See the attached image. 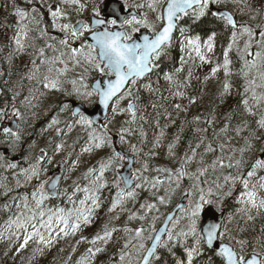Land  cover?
<instances>
[{
	"label": "snow or ice",
	"instance_id": "1",
	"mask_svg": "<svg viewBox=\"0 0 264 264\" xmlns=\"http://www.w3.org/2000/svg\"><path fill=\"white\" fill-rule=\"evenodd\" d=\"M37 3L40 7L35 6ZM61 4L74 8L77 15L88 8L82 0H60V4L47 3V0H26L25 6H15L13 15L16 23L9 41L12 52L8 60L11 62L13 56L27 53L31 67L26 79L42 85L46 92H60L73 97L72 116L77 118L75 123L91 129L88 133L89 144L83 151L91 152L94 148L105 147L111 151L106 158L98 161V167H89L81 178L73 181L70 192L60 187L67 176L41 179V173L48 172L43 162L48 160L51 163L45 149H40V155L34 157V162L28 168L21 169L27 179L36 178L39 184L30 194L34 206L29 203V194H24L21 203L17 204L19 213L8 221L6 230L13 226L23 230L20 248L26 247L33 239L38 244L51 246L61 236H74L82 226L92 223L96 210L101 206V190L111 187L116 192L109 212L117 207L126 210L122 206L128 200H136L139 195L137 189L148 191L151 197L139 205L142 211L130 213L129 220H139L141 223L135 228H123L127 235L123 238L125 242L119 249L116 264H161L162 261L168 264L165 257L170 258L171 264H216L217 258L219 264H264V229L261 230L262 236L254 243L236 239L223 217V205L229 198H235L241 206L237 211L248 220L255 219L251 214L253 210L256 215L264 212V175H260L264 172V146L250 164L245 160V155L253 149L252 140L261 139L251 130L252 124L264 130V24L253 27L249 22L236 18L237 10L241 15L249 12L259 15L260 10L254 9L250 0H139L133 4L122 0L105 14L102 11L104 0H101L99 4L93 3L88 19L73 22L67 7H61ZM41 8H46L51 17L50 24L45 23ZM209 16L225 29H230V37L223 48L222 63L217 60L204 79L207 81L216 77L222 70L224 79L218 93L221 102L234 90L239 97L238 104L225 113L222 126L213 131L214 139L223 138L222 142L214 144L206 135H198L195 146L189 141L183 156L177 158L175 148L180 143V135L177 134L168 144V156L176 159L177 167L158 166L151 169L155 176H147L145 173L150 168L146 159L129 175H121L125 161L130 169L132 165L140 163L136 157L141 149L134 144L130 146L131 156L116 147L117 143H128L126 137L133 129L120 127L114 140L109 134L111 121L101 124V131L97 132L93 127L98 122L97 118L89 114L88 109L93 106L102 110L111 108L113 118L126 113L130 118L124 123L134 124L139 111L138 83L160 68L161 60L169 55L174 45L177 31L183 37L180 40V67L174 72H165L163 78L170 85H175L177 90L172 93L174 97H183L184 92L179 89L190 82L192 71L189 69L186 82L176 80V75L183 71L189 59H198L202 64L212 63L208 54L214 51L217 32L210 31L206 39H202L199 34H190V28L182 22L196 24ZM255 19V15L249 17V20ZM49 28L59 31L62 36L50 35ZM38 40L45 41L43 46L37 45ZM232 51L237 53L240 61V67L235 71L230 58ZM70 73L73 74L71 78ZM90 76L93 77L91 83L88 82ZM234 76L242 81L239 88H234L231 79ZM66 84L71 85L70 91ZM144 87L150 92L154 91L151 84ZM125 100L126 107H120V102ZM195 102L196 97L189 98V104ZM68 107L67 103H63L59 111L64 112ZM174 107L181 109L180 104ZM187 110V107L183 108V111ZM215 112L213 108L212 118L205 119L207 125L215 123ZM0 114H4L3 109H0ZM13 114L21 116L18 109H14ZM237 117L239 122L233 126L232 121ZM139 118L145 119L142 115ZM200 120V116L193 117L195 122ZM57 124L59 120L53 116L48 127ZM246 130H249V135L242 137L244 145L233 147L231 140L234 137L229 132L241 137ZM3 132L11 136L13 142L20 140L19 125H16V130L6 127ZM56 132L60 133L61 129L57 128ZM182 132L183 127L180 129ZM195 132L207 133L208 128H196ZM164 134L161 129L153 149L160 145ZM140 135L142 138L145 136L142 128ZM63 146V143L57 144L56 151L59 152ZM210 154L212 158L208 159ZM144 155L154 157L158 153L150 150ZM192 165L195 168L190 171ZM7 166L17 167L15 163ZM226 169L229 170L227 174ZM110 170L114 173L111 183L105 177ZM185 180L189 182L188 186L182 187ZM133 184L135 187H132ZM161 191L163 194H159ZM178 191L181 192L180 202L175 203L170 211L161 212L162 206L168 208L173 204V197ZM55 197H65L64 206H46V201ZM231 218L232 214L229 213L228 220ZM119 230L105 225L103 233H97L90 243L95 245L102 242L106 246ZM12 235L19 238L20 232H12ZM86 239L81 237V241ZM36 250L42 252L40 248ZM104 250V247L88 248L77 264H89V257ZM205 256L207 259H202Z\"/></svg>",
	"mask_w": 264,
	"mask_h": 264
},
{
	"label": "rangeland",
	"instance_id": "2",
	"mask_svg": "<svg viewBox=\"0 0 264 264\" xmlns=\"http://www.w3.org/2000/svg\"><path fill=\"white\" fill-rule=\"evenodd\" d=\"M53 0H49V3H52ZM101 2V0H100ZM139 0H128L129 4L137 3ZM60 4V3H57ZM99 4V3H98ZM61 7H67L69 14L71 16L72 21L74 22L78 18L80 19H87L89 15L91 14V8L88 7L85 9V11L77 15L74 8L71 6H65L63 4L60 5ZM51 18V17H50ZM66 22V21H65ZM252 26L255 27L258 24H264V18H256L251 22ZM59 32V31H58ZM61 34V33H60ZM60 37L62 36L59 35ZM183 38L180 35L176 36V39L174 40L173 49L177 51V60L180 64V40ZM243 46V42L241 41L240 47ZM51 54V53H49ZM212 60V63L209 64L211 67L215 65V54L214 52L208 54ZM185 58H187V55L185 53ZM199 61L196 59L195 61L189 59L188 63L184 65V70H186L190 64L193 62ZM79 71V70H77ZM210 73V72H209ZM73 74H69V78L72 77ZM95 74H93L94 76ZM209 75V74H208ZM164 76V75H163ZM162 76V78H163ZM92 79V76L89 77L88 82L90 83ZM176 80L182 82V75L177 74L175 77ZM224 79L223 71L221 70L216 77H211L205 82L203 93L201 94V98L205 97L207 94L208 97H211L214 93H219L221 83ZM19 80V79H18ZM15 83V82H14ZM163 83L165 85H168L169 87H172L173 89H176L175 85H170L168 81L164 80ZM16 84V83H15ZM148 84H150L148 82ZM143 85L138 84L139 86ZM147 85V84H145ZM65 87L70 91L71 85L66 84ZM28 89H31V93L34 94L33 98L28 99L29 102L27 106H30L27 111H23L19 108H17L13 103H10L6 106V104H1L0 109L4 110V114H0V198L4 199L3 205L0 207V212L7 213L2 217V220L0 222V256L4 255L6 252L10 251L12 258L20 257V256H30L33 253H42L47 252L48 250H51L52 248L58 247V252L54 255V257L51 258L50 264H77V261L81 258L82 255L85 254L86 250L88 248H94V247H105V245L102 242H97V244L93 245L90 243L92 237H94L97 233L102 234L105 225H107L109 228L116 227L117 229L123 230L125 226L129 228H135L140 225L139 220H129V215L131 212L136 211H142L139 210V205L145 201V199H151L150 193L148 191L137 189V192L139 195L137 196L136 200H128L122 207H117L114 211L109 212L110 205L107 207V213H103L97 218V221L95 223V231L92 235H89L88 233H85L84 229L85 226H82L81 229L73 236H67L63 237L61 236L59 239L55 240L51 246H45L43 244H38L35 239L30 240L28 245L24 247L23 249L20 248V244L23 243V230H17L14 226L10 230L7 229L8 221L11 219H14L16 215L19 213L20 209L17 208V204L21 203V198L24 194H29V203L34 206V201L31 200V192L35 190L36 186L39 184V180L36 178H33L31 180L27 179L26 176L21 172L22 168H28L29 164L34 162V157L39 155L40 149H45L48 153V156L51 158V163L48 162V160H45L43 162V166L49 168L53 164H55L58 159H60L63 156L70 157L71 160H69L68 164L66 165V168L63 172L64 176H67L66 180H63L61 183V189L67 188L70 190L73 181H77L79 178L82 177V175L87 172L89 167L96 166L98 167V161L106 158L108 153L110 154V148H102V149H93L91 152H85L83 149L88 146L89 140H88V133L91 131V129H87L81 125H78L75 123V119L71 117V112L68 107L64 112H60L59 108L63 103H66V99H73V97H68L60 92H46V90L42 87V85H28ZM46 93V94H42ZM125 101L120 102V107H126ZM14 109H18L21 113L20 117H17L19 120V132H20V140L13 142V138L11 136H6L3 132V129L6 128L5 123L14 116ZM182 110V109H181ZM126 114V113H125ZM125 114H117L114 118L113 115L110 117L108 121H111L109 123V129H110V135L113 134L117 135L119 128L123 127V124L119 122V117ZM53 116H56L59 120V124L53 125L51 128L48 127L50 124ZM173 118V117H171ZM175 120V117H174ZM215 124V123H214ZM212 125L211 127L217 125ZM35 126V130L41 131L45 130L44 136L42 137H36L32 135L31 129ZM71 126V127H69ZM65 128V132L61 133L60 135L57 134L56 129H62ZM97 132H100L101 129H96ZM217 130V129H216ZM260 130V129H259ZM158 134V133H156ZM24 135L27 136V141H31L32 145V154L30 157L24 158V163L19 162H13L12 159L14 156H19L21 152H23L24 148L26 146V142L23 141ZM249 135V134H248ZM247 134L242 135L248 136ZM257 136H263V132H259L256 134ZM234 138H236L234 136ZM233 138V139H234ZM128 140L127 144H124V146H127L128 149H131L130 146L133 145L131 140L128 136L126 137ZM261 139L264 140V136L261 137ZM222 140V139H221ZM221 140H215V144L222 142ZM259 140H252L253 149L251 152L247 153L245 155V160L249 161V164L254 161L255 156L259 154V149L264 146H258ZM240 144L237 146L235 144L233 147L239 148L244 145V140L241 138L239 141ZM59 143H63V148L57 152L56 151V145ZM207 143V141H205ZM6 150V152H4ZM199 151H202L200 149ZM107 153V154H106ZM131 153V152H130ZM218 154V153H217ZM230 154V153H229ZM237 158H239V153H236ZM167 158V157H166ZM165 158V159H166ZM211 154L209 155L208 159H211ZM138 160L140 163L135 164V168H139L140 164L143 163V159L138 156ZM9 163H15L17 165L16 168H9L7 165ZM75 163V167H73ZM150 171L146 172L145 175L147 176H155L156 173L151 171V169H154L158 166H161L162 163L158 161H154L151 159V157L148 160ZM173 164V161H172ZM177 167V165L173 166V168ZM195 165H192L189 170H194ZM229 170H225V172H228ZM48 172L41 173V179L46 178L48 176ZM112 174L113 171H108ZM260 175H264V172L260 173ZM106 179L111 183L113 176L106 172L105 174ZM91 179V177H89ZM188 182H184L182 187H187ZM116 190L113 188L112 192V198L115 196ZM159 194H163V191H161ZM181 192H177L176 195L173 197V204L170 205L168 208L161 207V212L168 211L172 206L175 205V203L179 200ZM264 195V193H262ZM231 200H235V198H229ZM112 201V200H111ZM234 202V201H233ZM238 204V203H237ZM46 206L51 207L49 204V201H46ZM237 209L241 207L239 204L237 205ZM237 209L232 213L231 220H228V217L226 219L227 226L231 228L233 236H235L236 239H246V232L244 231L246 228V224L249 222L247 217L238 212ZM253 216H256L255 210L251 213ZM261 214H264L262 212ZM229 216V215H228ZM159 224V223H158ZM20 232L19 238L17 236L12 235V232ZM47 236V233H45ZM86 237V240L81 241V237ZM77 241H80L77 243ZM234 243V241H233ZM40 248L42 249V252L37 251L36 249ZM73 248H75V251H73ZM103 251L100 253H96L95 256L89 257V264H96L102 255ZM51 256V254H50Z\"/></svg>",
	"mask_w": 264,
	"mask_h": 264
},
{
	"label": "trees",
	"instance_id": "3",
	"mask_svg": "<svg viewBox=\"0 0 264 264\" xmlns=\"http://www.w3.org/2000/svg\"><path fill=\"white\" fill-rule=\"evenodd\" d=\"M52 2L60 3V0H53ZM82 2L86 3L88 7L91 8L93 3L98 4L99 0H82ZM47 3H49V0H47ZM250 3L254 9L260 10V14L256 15V12H249L247 15H241L237 10L236 18L238 21H247L251 24L253 20H249V17L252 15H255L256 18L259 19L264 18V0H250ZM25 4L26 0H0V105L4 103L7 106L10 103H13L17 108L23 110L24 112L30 107L27 106L29 102L28 99H31L34 96V94L29 91L28 85L39 84L26 78L24 80L15 82L16 84L13 83L15 77L17 75H22L23 77L28 72V69L31 67V65L28 63L29 56L27 53L13 56L11 62L8 60V55L10 52H12V47H9V41L13 35V29L16 23V17L13 15L14 9L17 5L25 6ZM35 6L40 7V4L37 3ZM229 7L235 10L232 5ZM41 11L44 12L45 23L50 24L51 20L46 8H41ZM182 23L190 28V34H199L201 35L202 39H206L207 35L210 34V31H216L217 37L213 51L216 59L215 63L217 60L222 63L223 48L227 46L229 41L230 29H225L222 24L213 20V18L210 16L196 24H192L191 21H184ZM49 33L50 35L56 37H60L59 35H61L60 32L51 28H49ZM177 35H180L179 31ZM44 43V40L37 41L38 46H43ZM177 54V51L171 48L169 55L161 60L160 68L155 70L152 77H149V83L151 84L154 91L150 92L144 86L139 87V100L137 101L139 105V111L137 113V120L132 125L124 123L126 127H131L133 129L132 133L129 134L132 138L131 142L138 149H141L139 155L143 160H149L150 156H145L144 154L149 153L150 150H153L158 153V155L154 156L153 159L158 162L166 163L165 158L169 157L168 144L171 140L173 142V138L177 134L180 135V143L175 148L177 158L183 156L185 150L188 148L189 141L193 142V147L195 146V141L197 140L198 135H206L208 139L213 140L215 144L216 139L213 137V131L216 129L218 130L222 126L225 113L232 110L239 101V97L236 96L235 90L233 91V94L229 97H226L223 102H221L217 92L211 97H208L209 94H207L205 97H203V99L201 98L203 87L206 82L204 77L209 74L212 67L208 63L202 64L200 61L193 62L186 70L183 68V71L179 73L182 75V82H186L189 69L192 71V76L190 82H186L188 90L183 96L184 99H181V97H174L172 93L176 90H174L172 87H169L168 85H165L161 78L153 77L160 72H174L177 67H180V64L177 60ZM230 58L233 61V71H235L240 67V61L238 59L237 53L232 51L230 53ZM231 79L234 81V88H239L242 81L235 76ZM179 90L182 92L184 91L183 87ZM26 97L27 100H25ZM190 97H196V102L189 104ZM153 104L156 105L155 108L152 107ZM175 104H180L182 106V110L176 109L174 107ZM185 107L188 109L186 112L183 111V108ZM213 108L216 109L215 124L217 123V125L214 124L215 126L211 127L204 121L206 118H212ZM141 115L144 116L145 119L141 120L139 118ZM172 116L175 117L174 123L173 121L169 122ZM195 116L201 117L200 122L193 121V117ZM129 118L130 117L127 115L124 122ZM238 122L239 117H237V119H233L232 125L235 126ZM181 127H183L182 133H180ZM141 128L145 133L143 138L140 135ZM196 128H208V132L197 134L195 132ZM255 128L257 127L255 123H253L251 130L254 131ZM161 129L164 130L165 134L161 138L160 145L153 149V144ZM259 132H263L264 136V130L260 129L256 132V134ZM244 134L248 135L249 130L244 131L241 134V137L232 139V146L235 144L238 146L240 144L239 141ZM229 135L234 137V133L231 131L229 132ZM26 137L27 136L24 135L23 140H25ZM263 144L264 140L260 139L257 145L261 146ZM168 159L170 162H176V159L170 157ZM105 199H109V197H105ZM54 202L58 204V206H64L66 203V198L59 197L58 199L54 200ZM3 203L4 199L0 198V207L3 205ZM233 203L234 202L231 199H227L224 202L223 208H225L228 213H231L233 210H235V204ZM0 215L1 222L3 221L2 217L4 214L0 212ZM262 229H264V218H255L252 223L248 225V229L246 228L248 240L254 243L257 238L262 236ZM85 230L86 229H84V231ZM88 233H90L89 235H92L94 231L90 229ZM126 235L127 234L123 230L115 232L110 242L104 247L105 250L96 264H116L118 261L119 249L124 244L125 241L123 238ZM57 252L58 247H55L51 250H48L47 252L33 253L30 256L12 258L11 252L8 251L4 255L0 256V264H50L51 258L54 257ZM208 255H211V253H208ZM202 259L206 260L207 257L205 256ZM165 260L168 261V264H171L170 258L165 257ZM161 264H164V261H162ZM216 264H219L218 258L216 259Z\"/></svg>",
	"mask_w": 264,
	"mask_h": 264
},
{
	"label": "water",
	"instance_id": "4",
	"mask_svg": "<svg viewBox=\"0 0 264 264\" xmlns=\"http://www.w3.org/2000/svg\"><path fill=\"white\" fill-rule=\"evenodd\" d=\"M119 3H121L119 0H104V4L102 5V11L105 14H107L108 11L110 10V8L117 6ZM121 13H123V9L122 8H121ZM72 105H73V102H72ZM108 110L109 109L102 110V109H99V108H95V106H94L91 110L88 109V112H89V114H94L95 115V117L97 118V121H98L97 123H101L105 119V116L108 115ZM16 125H17V122H16L14 117L10 120V122L7 123V126L13 128L14 130H16ZM115 139L116 138L114 137V140ZM63 165H64V160H62V161H60L58 163V169L55 170V171L52 170L51 174L56 173L54 176L60 175L59 172H60L61 168L63 167ZM131 170H132V166H131V169H130L129 165L127 164L123 168V170L120 172V174L121 175H129ZM223 217H224V212H223Z\"/></svg>",
	"mask_w": 264,
	"mask_h": 264
},
{
	"label": "flooded vegetation",
	"instance_id": "5",
	"mask_svg": "<svg viewBox=\"0 0 264 264\" xmlns=\"http://www.w3.org/2000/svg\"><path fill=\"white\" fill-rule=\"evenodd\" d=\"M77 72H79V71H77ZM170 116H171V114H170ZM31 131H32V135H34L36 137H42V136H44V133H45V130H41V131L35 130V126H33ZM23 141L26 142L25 144H26L27 147L24 148L22 155L24 157H30L31 154H32L31 141H27V138L25 140H23ZM225 174H227V172H225Z\"/></svg>",
	"mask_w": 264,
	"mask_h": 264
}]
</instances>
